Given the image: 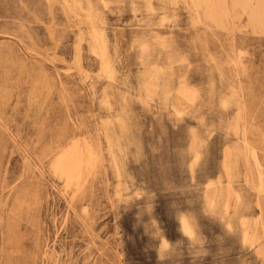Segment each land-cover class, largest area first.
<instances>
[{
	"label": "rangeland",
	"instance_id": "374dc122",
	"mask_svg": "<svg viewBox=\"0 0 264 264\" xmlns=\"http://www.w3.org/2000/svg\"><path fill=\"white\" fill-rule=\"evenodd\" d=\"M48 2L0 0V264H264V0Z\"/></svg>",
	"mask_w": 264,
	"mask_h": 264
},
{
	"label": "bare ground",
	"instance_id": "6f19581e",
	"mask_svg": "<svg viewBox=\"0 0 264 264\" xmlns=\"http://www.w3.org/2000/svg\"><path fill=\"white\" fill-rule=\"evenodd\" d=\"M83 165V152L79 149L77 143L71 142L57 154L54 171L63 177L66 183H69L79 178Z\"/></svg>",
	"mask_w": 264,
	"mask_h": 264
}]
</instances>
